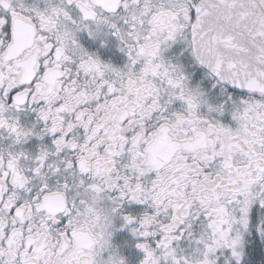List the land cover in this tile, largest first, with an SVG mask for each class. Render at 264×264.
<instances>
[{
  "label": "snow or ice",
  "instance_id": "obj_1",
  "mask_svg": "<svg viewBox=\"0 0 264 264\" xmlns=\"http://www.w3.org/2000/svg\"><path fill=\"white\" fill-rule=\"evenodd\" d=\"M0 264H264V0H0Z\"/></svg>",
  "mask_w": 264,
  "mask_h": 264
}]
</instances>
